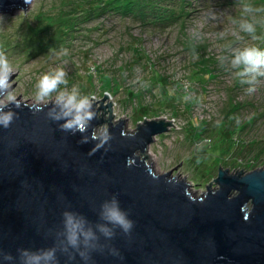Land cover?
<instances>
[{"label":"rangeland","instance_id":"obj_1","mask_svg":"<svg viewBox=\"0 0 264 264\" xmlns=\"http://www.w3.org/2000/svg\"><path fill=\"white\" fill-rule=\"evenodd\" d=\"M245 5L259 11L246 14ZM242 19L256 21L258 39L239 32ZM263 30L264 0H28L25 10L0 14V51L17 70L0 106L15 99L45 105L35 103L34 85L62 67L68 83L46 104L77 86L92 104L107 93L114 103L109 122L124 121L126 134L144 120L170 121L175 127L155 138L146 163L155 175L176 167L171 176L184 179L196 198L219 167L247 173L253 170L245 163L253 161L264 169V77L241 84L249 77H236L242 69L230 64L232 48L264 50ZM98 117L108 119L107 107ZM218 146L224 152L215 157Z\"/></svg>","mask_w":264,"mask_h":264},{"label":"water","instance_id":"obj_2","mask_svg":"<svg viewBox=\"0 0 264 264\" xmlns=\"http://www.w3.org/2000/svg\"><path fill=\"white\" fill-rule=\"evenodd\" d=\"M27 1L0 0V14L25 10ZM97 102L87 131L75 134L49 117L50 110L60 112L55 102L15 99L0 106L15 113L10 126L0 128V253L16 258L20 249H55V264H264V169L230 174L219 167L210 183L216 188L194 198L184 179L171 176L176 167L155 175L144 157L175 125L144 120L126 134L124 121L109 122V95ZM106 107L103 120L98 112ZM105 121L107 129L95 135ZM113 198L133 221L127 235L101 217V206ZM65 212L85 221L97 237L94 247L67 245ZM100 226L114 235L106 238Z\"/></svg>","mask_w":264,"mask_h":264},{"label":"clouds","instance_id":"obj_3","mask_svg":"<svg viewBox=\"0 0 264 264\" xmlns=\"http://www.w3.org/2000/svg\"><path fill=\"white\" fill-rule=\"evenodd\" d=\"M244 13L252 14L259 9L250 5H245ZM239 32L248 34L253 40L258 39L256 36V21L242 19L238 22ZM239 32H233L236 39L244 40ZM223 61L224 57H218ZM230 64L232 68H241V71L235 73L236 77H249V79H241V84L253 85L257 78L264 77V50L256 46H244L231 49ZM13 72V66L9 62L8 56L0 51V95H11L10 93V77ZM66 72L62 67L55 70H49L43 73L34 85L33 98L37 104H46L53 93L57 92L58 85H66L68 81L65 79ZM254 87H249L247 91L253 92ZM55 106L59 107L60 112L56 115L49 111V117L54 121L63 120L59 125L63 131H72L84 133L89 127L90 121L95 117L92 110V103L88 95L81 94L77 86L69 92L60 91L55 96ZM15 113L12 111H4L0 109V128L7 129L12 123ZM94 139H98L94 137ZM108 137L105 136L103 143L107 142ZM86 142V141H82ZM65 240L69 247L78 248L81 244L85 247H94L92 241L97 237L90 228L85 227V221L77 218L72 213H63ZM101 217L107 224L119 228L125 235L130 233L134 224L129 219L128 213L123 211L118 201L113 198L110 202H106L101 206ZM99 231L106 237L111 238L114 232L111 228L100 226ZM19 256L14 258L10 254L0 253V264H10L11 261L17 259L19 264H55V249L40 250L37 252H29L27 249H20ZM82 258L88 259L83 252L80 253ZM113 254L118 253L113 250Z\"/></svg>","mask_w":264,"mask_h":264},{"label":"trees","instance_id":"obj_4","mask_svg":"<svg viewBox=\"0 0 264 264\" xmlns=\"http://www.w3.org/2000/svg\"><path fill=\"white\" fill-rule=\"evenodd\" d=\"M263 33H264V30H263ZM222 129H223V126L221 125L220 130L217 131V134H218V135H220ZM217 139H218V138H217ZM223 145H224V144H223ZM232 146H233V147H232ZM220 147H221V146H218V148L215 150V153H214L215 157L222 155V153L224 152ZM231 147H232V148L226 149L225 152H230V153H232V152L236 149V145H235V144H234V145H231ZM213 158H214V157H213ZM211 161H212V160H211ZM250 162H251V163H250ZM250 162H246V163H245L246 166L249 165V167H248L249 169H248V170H254V169H256V167L253 165V161H250ZM239 165H240V164H239ZM248 170H247V171H248Z\"/></svg>","mask_w":264,"mask_h":264}]
</instances>
